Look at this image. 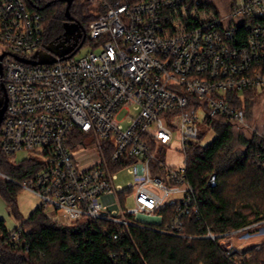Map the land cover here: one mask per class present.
<instances>
[{
    "label": "built area",
    "instance_id": "built-area-1",
    "mask_svg": "<svg viewBox=\"0 0 264 264\" xmlns=\"http://www.w3.org/2000/svg\"><path fill=\"white\" fill-rule=\"evenodd\" d=\"M101 4L81 26L82 44L95 50L33 64L18 58L40 60L43 15L22 0H0L7 97L0 150L27 151L41 163L23 180L0 176L37 195L45 214L64 224L104 220L129 236L141 226L209 238L228 255L247 247L233 238L264 241V217L224 232L201 225L198 234L182 232L191 209L200 217L186 158L204 135L198 123L213 129L208 118H222L259 137L253 155L264 170V123L253 127L244 105H264V0H231L225 12L203 0ZM173 144L184 155L178 165L166 161ZM120 171L131 175L126 187L115 184ZM110 193L119 205L112 212L100 200ZM128 197L131 206L122 203Z\"/></svg>",
    "mask_w": 264,
    "mask_h": 264
},
{
    "label": "trees",
    "instance_id": "trees-1",
    "mask_svg": "<svg viewBox=\"0 0 264 264\" xmlns=\"http://www.w3.org/2000/svg\"><path fill=\"white\" fill-rule=\"evenodd\" d=\"M22 1L43 15L45 45L65 41L68 23L76 21L86 29L104 10L101 1L94 13L81 0H73L70 20L65 15L64 0ZM106 1L117 5L138 0ZM81 38L82 34L65 55L77 51ZM239 104L234 101V105ZM244 105L246 114L250 113L251 103ZM207 121L216 132L214 139L207 144L193 142L186 152L187 174L200 214L198 218L191 209L185 218L182 232L188 235L200 233L199 225L224 232L264 217V170L253 155L260 145L259 137L236 133L234 126L222 118ZM40 167L35 157L16 162L12 154L0 150V172L17 180ZM20 189L0 176V196L15 216L20 215L16 200ZM118 233L116 225L104 220L60 223L46 215L39 205L13 230L7 229L5 220L0 218V264H235L233 260L238 264H264V241L228 255L216 240L209 238L166 234L141 226H131L130 236ZM114 234H118L116 238Z\"/></svg>",
    "mask_w": 264,
    "mask_h": 264
},
{
    "label": "rangeland",
    "instance_id": "rangeland-1",
    "mask_svg": "<svg viewBox=\"0 0 264 264\" xmlns=\"http://www.w3.org/2000/svg\"><path fill=\"white\" fill-rule=\"evenodd\" d=\"M99 1L101 0H81V2L86 4L88 6V9L94 13L97 12L96 5L99 3ZM204 1H208L212 3V5L216 7L218 10H220L221 12H225L231 0H204ZM81 34H82V30L76 21L68 23L65 31V41H62L59 44L46 45V47L42 48L39 51L38 58L53 59L59 56H63L65 53L70 52L75 47L78 38L81 36ZM93 49L95 50L92 44L89 41H87L84 44H82L80 49L73 56L75 58L81 57ZM5 50H6V46L0 42V54ZM2 100H3V92L0 95V103L2 102ZM253 106H254V110H251V112L249 113V121L253 127H255L256 129L258 128L260 129L264 123V105L258 102L252 105V108ZM198 128L200 132L204 134L200 140L201 144H207L211 142L216 136V132L213 129L206 128L202 123H198ZM235 132L243 133L242 130L240 129L238 130L237 128H235ZM244 134H246V136L248 137L251 136L249 131L245 132ZM85 141L87 147L91 148L92 147L91 138H86ZM236 146L240 147L239 144H236ZM28 155L29 153L27 151H18L12 155V158L16 162H20ZM166 161L168 163H172L176 165L184 162V155L182 152L179 151L177 144H173L170 147V149L167 151ZM130 180H131L130 174H128L126 171H120L118 173L117 179L115 180V184L117 185L121 184L122 187H126L127 183ZM16 200H17L18 211L20 213V215L18 216H15L7 209L3 197L0 196V218H3L5 220V226L9 230H12L16 226H18L20 222L23 219H25L41 203V199L37 195H35L34 193H32L31 191L25 188L20 189V191L17 194ZM100 200L104 205L105 209L109 210L110 212L119 209L118 200L113 193L102 195ZM122 203L126 204L127 206H131L133 204L132 197H128L126 202L122 201ZM232 240L234 245H236L238 248L241 249L251 244L261 243L260 238H252L245 242H240L238 241L237 238H233Z\"/></svg>",
    "mask_w": 264,
    "mask_h": 264
},
{
    "label": "water",
    "instance_id": "water-1",
    "mask_svg": "<svg viewBox=\"0 0 264 264\" xmlns=\"http://www.w3.org/2000/svg\"><path fill=\"white\" fill-rule=\"evenodd\" d=\"M66 1V7H65V15L68 19L72 20L73 17L70 15V12H69V7L71 5V3L73 2V0H64ZM78 23V22H77ZM79 25V23H78ZM81 26V25H79ZM82 28V27H81ZM83 30V37H82V40L80 41V43L78 44L77 46V49L80 48L84 38H85V32H84V29L82 28ZM75 51H73L72 53H70L69 55H63L62 58H66V57H69L71 56L72 54H74ZM3 55L0 56V59L2 58ZM22 61H25V62H30V63H33V64H37V63H51V62H54L56 60V58H53V59H40V60H32V59H26V58H18ZM0 72H1V64H0ZM1 88L3 90V93H4V96H3V100L2 102L0 103V123L2 122V119H3V115H4V112H5V109H6V105H7V97H6V92H5V87L3 84H1Z\"/></svg>",
    "mask_w": 264,
    "mask_h": 264
},
{
    "label": "crops",
    "instance_id": "crops-1",
    "mask_svg": "<svg viewBox=\"0 0 264 264\" xmlns=\"http://www.w3.org/2000/svg\"><path fill=\"white\" fill-rule=\"evenodd\" d=\"M204 1V0H203ZM3 219V218H2Z\"/></svg>",
    "mask_w": 264,
    "mask_h": 264
},
{
    "label": "bare ground",
    "instance_id": "bare-ground-1",
    "mask_svg": "<svg viewBox=\"0 0 264 264\" xmlns=\"http://www.w3.org/2000/svg\"><path fill=\"white\" fill-rule=\"evenodd\" d=\"M257 117V116H256Z\"/></svg>",
    "mask_w": 264,
    "mask_h": 264
}]
</instances>
